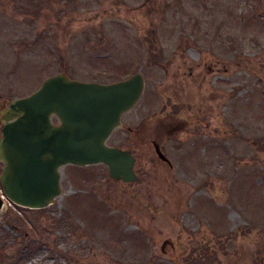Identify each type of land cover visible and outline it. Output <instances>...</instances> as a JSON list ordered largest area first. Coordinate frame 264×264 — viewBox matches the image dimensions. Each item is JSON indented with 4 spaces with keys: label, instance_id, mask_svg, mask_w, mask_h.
I'll return each mask as SVG.
<instances>
[{
    "label": "rangeland",
    "instance_id": "1",
    "mask_svg": "<svg viewBox=\"0 0 264 264\" xmlns=\"http://www.w3.org/2000/svg\"><path fill=\"white\" fill-rule=\"evenodd\" d=\"M136 72L108 139L136 180L62 166L51 205L0 211V264H262L264 0H0V108Z\"/></svg>",
    "mask_w": 264,
    "mask_h": 264
},
{
    "label": "water",
    "instance_id": "2",
    "mask_svg": "<svg viewBox=\"0 0 264 264\" xmlns=\"http://www.w3.org/2000/svg\"><path fill=\"white\" fill-rule=\"evenodd\" d=\"M143 88L140 72L112 83L57 73L29 95L1 106L0 183L5 198L0 195V211L7 200L31 209L52 204L62 192L60 170L66 164H103L114 180L135 181V157L108 139ZM154 147L166 159L157 144ZM261 261L264 264V255Z\"/></svg>",
    "mask_w": 264,
    "mask_h": 264
},
{
    "label": "flooded vegetation",
    "instance_id": "3",
    "mask_svg": "<svg viewBox=\"0 0 264 264\" xmlns=\"http://www.w3.org/2000/svg\"><path fill=\"white\" fill-rule=\"evenodd\" d=\"M9 105V103L7 104V105H2V106H8ZM1 129H2V122H0V134H1ZM2 166H3V163L2 162H0V169H1V171H2Z\"/></svg>",
    "mask_w": 264,
    "mask_h": 264
}]
</instances>
